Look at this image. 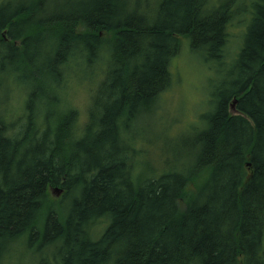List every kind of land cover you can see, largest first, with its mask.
Listing matches in <instances>:
<instances>
[{"label": "trees", "instance_id": "16d2710c", "mask_svg": "<svg viewBox=\"0 0 264 264\" xmlns=\"http://www.w3.org/2000/svg\"><path fill=\"white\" fill-rule=\"evenodd\" d=\"M158 1L154 12L148 0L133 7L131 0H77L74 12L44 17L43 0L0 1V75L23 65L29 81L55 77L71 54L91 56L111 34L109 65L80 135L72 136L71 112L49 111L42 128L32 120L16 133L0 118V264L24 233L30 245L40 234L36 264H264V0L246 9L230 67L236 76L223 82L224 97H213L195 170L139 180L121 127L170 87L179 36L221 63L226 25L242 11L238 0ZM49 37L61 52H35L42 41L51 45ZM42 93L31 87L32 108ZM52 187L63 190L60 198Z\"/></svg>", "mask_w": 264, "mask_h": 264}, {"label": "rangeland", "instance_id": "374dc122", "mask_svg": "<svg viewBox=\"0 0 264 264\" xmlns=\"http://www.w3.org/2000/svg\"><path fill=\"white\" fill-rule=\"evenodd\" d=\"M75 1L77 0H43L42 16H48L50 13L74 12ZM224 1L210 0V4ZM253 1H237L236 8H241L242 11H239L236 17L233 16L226 25L229 39L223 47L224 56L221 63L208 56V49L202 47L193 50L189 39L179 36V51L171 59L170 87L159 94L155 103L151 102L150 110L143 113L140 119L132 118L121 127L122 137L133 149V168L137 179L143 180L168 172L188 173L195 170L197 152L201 147L197 143V138L209 125L206 115L214 109L212 100L216 92L221 94L220 98L224 97L229 87L223 82L229 83L236 76L235 72L231 73L230 67L241 45L242 23L249 19L246 9ZM141 2L142 5L145 4L144 0ZM158 2V0H148L145 5L155 12ZM135 3L136 0H131L132 7ZM208 21L210 24V20ZM83 29V20H80L74 30L80 33ZM41 34L46 36L48 32L42 31ZM110 36L111 34L104 33V38H101L102 44L95 48L91 56L85 54L80 56L85 51L71 54L69 60L58 66V72H54L55 77L51 75L48 78L41 74H34L41 80L29 81L27 78H30V75L26 74L27 78H25L23 65L21 70L14 67V70H10L6 75L1 74L0 118L2 122L4 124L12 122L10 130L16 133L25 130L32 120L36 127L42 128L49 111H54L58 117L71 112V117L75 121L72 136L76 138L80 135L81 128L87 121L93 95H97L100 88H97V82L103 77L109 65L107 42ZM47 40L51 41V45H43L45 41H42L35 46V52L40 54L45 49L52 55H58L61 51L55 49L54 39L49 37ZM31 87L38 92H43L40 97L34 99V108L28 102ZM217 99L218 95L215 96V101ZM26 112L33 118L28 116L26 120V117L24 118ZM185 188L188 192H194L196 184L188 182ZM70 200L65 199L62 207L68 208ZM67 212L68 209L65 214ZM39 236L30 245L29 235L26 233L21 235L4 252L1 264H36L41 256L36 251L40 245Z\"/></svg>", "mask_w": 264, "mask_h": 264}, {"label": "water", "instance_id": "95a60500", "mask_svg": "<svg viewBox=\"0 0 264 264\" xmlns=\"http://www.w3.org/2000/svg\"><path fill=\"white\" fill-rule=\"evenodd\" d=\"M236 99H232V102L231 104L229 105V112L231 114H235L236 110H235V104H236ZM49 191H50V195L53 197V198H58L59 194L63 192V190L59 187H52V188H49Z\"/></svg>", "mask_w": 264, "mask_h": 264}]
</instances>
